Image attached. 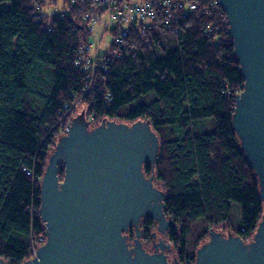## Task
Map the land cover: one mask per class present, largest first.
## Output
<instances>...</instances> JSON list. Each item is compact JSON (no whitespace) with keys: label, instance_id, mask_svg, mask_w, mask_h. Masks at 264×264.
Wrapping results in <instances>:
<instances>
[{"label":"trees","instance_id":"16d2710c","mask_svg":"<svg viewBox=\"0 0 264 264\" xmlns=\"http://www.w3.org/2000/svg\"><path fill=\"white\" fill-rule=\"evenodd\" d=\"M63 1L69 11L49 18L38 9L44 0H0V259L21 264L45 238L39 183L64 128L57 124L76 99L93 125L150 122L159 151L153 171L145 165L143 172L165 193L178 264H194L209 230L221 225L251 238L263 204L232 128L244 78L224 11L188 14L177 33L154 23L141 35L133 26L104 69L87 73L74 64L87 39L79 30L83 8ZM63 172L60 163L59 181ZM152 223L145 218L141 226ZM124 235L133 242L132 227Z\"/></svg>","mask_w":264,"mask_h":264},{"label":"water","instance_id":"95a60500","mask_svg":"<svg viewBox=\"0 0 264 264\" xmlns=\"http://www.w3.org/2000/svg\"><path fill=\"white\" fill-rule=\"evenodd\" d=\"M244 78L235 96L232 128L253 170L263 204L251 241L210 229L194 264H264V0H217ZM49 154L39 183V217L45 243L21 264H178L170 243L147 253L139 222L150 218L164 234L177 226L164 213L165 193L143 166L154 169L159 140L149 121L102 120L94 128L81 111ZM62 163V181L58 166ZM132 227L133 242L125 233ZM0 264H7L0 259Z\"/></svg>","mask_w":264,"mask_h":264},{"label":"built area","instance_id":"2783aa9c","mask_svg":"<svg viewBox=\"0 0 264 264\" xmlns=\"http://www.w3.org/2000/svg\"><path fill=\"white\" fill-rule=\"evenodd\" d=\"M68 3L83 8L82 25L79 30L87 34V39L82 41L74 64L87 73H93L98 67L104 69L103 59L112 54L117 55V48L129 37L131 27L134 26L143 35L154 23H159L172 33H177L179 23L185 20L188 14L197 12L206 14L209 9L218 6L217 0H207L205 4L185 0H68ZM97 26L101 27L102 32L99 42L94 44L89 38ZM110 32L113 34L112 42L109 44L108 52L105 51L102 55L100 53L102 37ZM207 32H211L209 25ZM91 50L94 51L93 55H89ZM67 124L63 128L64 133L68 128ZM27 174L30 175L29 172ZM39 241L43 245L46 239L40 238ZM41 245L31 246L30 258L35 256Z\"/></svg>","mask_w":264,"mask_h":264},{"label":"rangeland","instance_id":"374dc122","mask_svg":"<svg viewBox=\"0 0 264 264\" xmlns=\"http://www.w3.org/2000/svg\"><path fill=\"white\" fill-rule=\"evenodd\" d=\"M209 3H210V1L208 2V4ZM3 7L8 8L9 4L5 3V4H3ZM38 9L40 10L41 15H43L45 17H49V18H51V16H53L55 14L67 13L69 11L68 10V4L65 3L63 0H55V1L54 0H44L43 5L39 6ZM101 32H102V29H101L100 26L95 27L93 29V32L91 33L90 38H89L90 41L92 43H94V44H97L99 42V40H100ZM112 35L113 34L111 32L110 33H105L103 35L102 40H101V44H100L101 45V52L100 53L102 55L105 54V51L108 52L109 44L112 42V39H113ZM93 53H94V51L91 50L89 52V55H93ZM112 55H114V54H112ZM74 103L75 104L73 105V107L70 108L66 112V116L62 117L60 119V121L58 122L57 127H58L59 130L62 129L63 127H65V125L68 122H70L71 119L73 117H75L76 115H78L81 111L85 112V108L83 107L84 105L78 99H76ZM86 119L89 120L90 128H94L95 126L98 125V124L97 125H93V123H92L94 121L93 115H90L88 117L86 116ZM100 123L101 122H99V124ZM63 134H64V131L62 129L61 135H63ZM57 140H58V138L55 140L54 146H55ZM54 146L52 147V150H53ZM52 150L50 151V153L52 152ZM141 222H142V220L140 221V223ZM196 227H199V226H196ZM215 230L218 231V232H221L224 236H226L229 233V230L224 225L219 226ZM197 232L198 231L193 230V233L190 235L189 238L192 239ZM251 239H252V237L245 239V241L249 242V241H251ZM194 241H195V239L191 242V244H193ZM168 243H170V242H168ZM170 246H171L172 250H171V252L168 253V261L171 263V262H173V255H174V257H176V251H175V248H173L171 243H170Z\"/></svg>","mask_w":264,"mask_h":264},{"label":"flooded vegetation","instance_id":"af4514ba","mask_svg":"<svg viewBox=\"0 0 264 264\" xmlns=\"http://www.w3.org/2000/svg\"><path fill=\"white\" fill-rule=\"evenodd\" d=\"M143 219H145V218H143ZM153 223H154V225H153ZM153 223H152V228L147 229V227L145 225L141 226V223L139 222L140 240L142 242V246H143L144 250L149 254L154 253V250H155L154 245L157 244L159 241L165 240L166 242H168V236H169V231H166L164 234L156 233V235L153 237L152 233L156 231V223L154 221H153ZM146 232H148V234H149L147 237H145ZM134 237H135V235H134ZM167 257H168V253H167ZM174 259H176V257H174ZM174 259H173V261H174Z\"/></svg>","mask_w":264,"mask_h":264}]
</instances>
